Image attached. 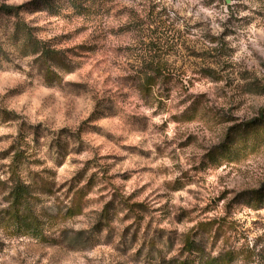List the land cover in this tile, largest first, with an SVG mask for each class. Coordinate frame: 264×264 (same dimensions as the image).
<instances>
[{
	"label": "rangeland",
	"instance_id": "1",
	"mask_svg": "<svg viewBox=\"0 0 264 264\" xmlns=\"http://www.w3.org/2000/svg\"><path fill=\"white\" fill-rule=\"evenodd\" d=\"M38 1L0 0V180L38 183L42 232L0 186V264H264V0Z\"/></svg>",
	"mask_w": 264,
	"mask_h": 264
},
{
	"label": "trees",
	"instance_id": "2",
	"mask_svg": "<svg viewBox=\"0 0 264 264\" xmlns=\"http://www.w3.org/2000/svg\"><path fill=\"white\" fill-rule=\"evenodd\" d=\"M38 3L42 4V7L48 11L50 16H60L61 13L68 9L73 13L79 15H88L91 14L95 9L94 0H40ZM2 12L7 14L11 13L14 10H18V8H14L11 6L0 8ZM28 35V33L26 34ZM28 45V44H27ZM26 45V46H27ZM32 46L34 44H31ZM36 53L39 54V58L41 62L48 63V70L53 72L54 70H60L64 63L66 62L68 65L71 64L69 60L64 56H62V51L54 47L50 42L45 44L41 42L36 43ZM158 71L156 68L150 66L148 72L145 74L144 78L141 82V87L150 90L156 83ZM53 76L57 77V75L53 72ZM261 118L264 116V108L261 109ZM249 126L243 130H248ZM253 127V125H252ZM256 133L255 131H253ZM247 141V140H246ZM245 146L248 147L247 142ZM17 159V156L14 157V160ZM0 186L8 189V198L11 200V203L8 206V222L13 224V227L17 231L24 230L28 233H32L36 237L42 234L41 232V224L33 217V213L31 208L29 207V201L37 199L39 197L41 187L38 186V183L29 182L28 180H24L19 174L18 168L12 163L8 166L7 177L4 180H0ZM34 190V191H33ZM82 190V189H80ZM36 192V195H35ZM82 191H77L76 194L82 195ZM264 199V194L257 195V201H261ZM75 200V199H74ZM79 196L76 197V202L71 201L72 207L67 209L68 214L72 217H75L80 214L81 211V202ZM11 210V212H10ZM107 208L104 209L102 213V220H106L108 217ZM219 220H211L206 223L199 224L198 228L205 232H211L213 226ZM220 228L214 229L215 238L219 237ZM229 254V253H228ZM226 254V255H228ZM216 259L214 260V262ZM182 264H188L187 262H182Z\"/></svg>",
	"mask_w": 264,
	"mask_h": 264
}]
</instances>
